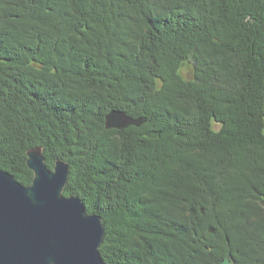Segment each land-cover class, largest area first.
Wrapping results in <instances>:
<instances>
[{"label": "trees", "instance_id": "1", "mask_svg": "<svg viewBox=\"0 0 264 264\" xmlns=\"http://www.w3.org/2000/svg\"><path fill=\"white\" fill-rule=\"evenodd\" d=\"M35 146L106 264H264V0H0V169Z\"/></svg>", "mask_w": 264, "mask_h": 264}, {"label": "water", "instance_id": "2", "mask_svg": "<svg viewBox=\"0 0 264 264\" xmlns=\"http://www.w3.org/2000/svg\"><path fill=\"white\" fill-rule=\"evenodd\" d=\"M142 121L118 109L104 118L107 129L140 126ZM43 149L35 146L26 151V165L33 172L29 185L0 169V264H106L99 253L102 216L86 212L80 197L63 195L69 165L56 160L48 168ZM233 263L232 256L220 262Z\"/></svg>", "mask_w": 264, "mask_h": 264}, {"label": "rangeland", "instance_id": "3", "mask_svg": "<svg viewBox=\"0 0 264 264\" xmlns=\"http://www.w3.org/2000/svg\"><path fill=\"white\" fill-rule=\"evenodd\" d=\"M191 64L188 62H184L181 67L179 68V72L182 75V77L184 79H190L192 77V70H191ZM213 129L217 130L219 129V125L214 122L213 123ZM213 233V232H212ZM240 264H245L244 262L240 263Z\"/></svg>", "mask_w": 264, "mask_h": 264}]
</instances>
